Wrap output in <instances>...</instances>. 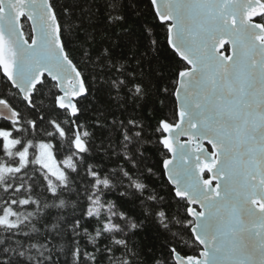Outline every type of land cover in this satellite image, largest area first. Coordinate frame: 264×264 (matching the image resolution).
Instances as JSON below:
<instances>
[{"label":"snow or ice","instance_id":"6c2138e0","mask_svg":"<svg viewBox=\"0 0 264 264\" xmlns=\"http://www.w3.org/2000/svg\"><path fill=\"white\" fill-rule=\"evenodd\" d=\"M56 3L0 0V264H264V0Z\"/></svg>","mask_w":264,"mask_h":264},{"label":"trees","instance_id":"16d2710c","mask_svg":"<svg viewBox=\"0 0 264 264\" xmlns=\"http://www.w3.org/2000/svg\"><path fill=\"white\" fill-rule=\"evenodd\" d=\"M92 0H57V3H56V9H57V12L62 14L63 12V8L65 6V4H67L69 7H72L73 5H76L75 8H73V17L72 19L70 20H67L66 22L71 25L77 18L81 17L83 14L80 12V8L85 5V4H88V3H91ZM97 2H101V0H97ZM141 11L143 13V18L144 19H147L149 21H151L152 19V16H151V12L150 10L147 8L146 5H141ZM97 19H99L100 17H96ZM136 17H132V20H135ZM132 20L129 21V23L131 24L132 23ZM88 27H91V25H87ZM70 39H72V37H69ZM99 36H97V40H99ZM164 39V36H163V32H161V36H160V40L163 41ZM81 52H82V49L80 48L79 46V43L76 42L75 40H73V46H72V51H71V55L74 59L80 61L81 63V66L83 67V71L86 75H89V74H92V73H96L97 75H100V73L97 71L96 68H93L91 67L90 65H88L84 59L82 58L81 56ZM0 64H3V62L1 61L0 59ZM155 67V65H154ZM160 67L165 69V70H168V69H171L172 68V63L171 61H167V60H161L160 62ZM159 79L160 78H157L155 77L153 74H146L145 77H144V84L146 85L147 87V97H148V101H151L153 99V92L156 90V89H153L152 85L153 84H157V87H158V83H159ZM3 85L0 84V88H2ZM39 99L40 100H43L44 103H48V99L46 96L44 95H40L39 96ZM125 103H127V101H125ZM148 107V104L146 103L145 104V107L142 111H146ZM159 118V114H154V117L153 119H158ZM159 183V181H157ZM161 194H164V193H161Z\"/></svg>","mask_w":264,"mask_h":264},{"label":"water","instance_id":"95a60500","mask_svg":"<svg viewBox=\"0 0 264 264\" xmlns=\"http://www.w3.org/2000/svg\"><path fill=\"white\" fill-rule=\"evenodd\" d=\"M50 13L45 9V5L41 4L37 12L36 27L38 30L41 27H44L49 36L51 37L52 29L54 28V22L49 20ZM0 48L3 54V65L10 68L11 59H12V49L9 45V42L4 36H0Z\"/></svg>","mask_w":264,"mask_h":264},{"label":"rangeland","instance_id":"374dc122","mask_svg":"<svg viewBox=\"0 0 264 264\" xmlns=\"http://www.w3.org/2000/svg\"><path fill=\"white\" fill-rule=\"evenodd\" d=\"M0 59H1V61L3 62V54H2V50H1V48H0Z\"/></svg>","mask_w":264,"mask_h":264}]
</instances>
